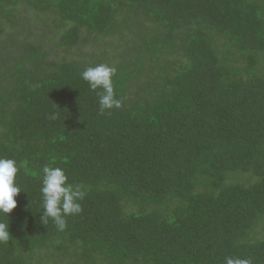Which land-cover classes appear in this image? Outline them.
<instances>
[{
    "label": "trees",
    "instance_id": "obj_1",
    "mask_svg": "<svg viewBox=\"0 0 264 264\" xmlns=\"http://www.w3.org/2000/svg\"><path fill=\"white\" fill-rule=\"evenodd\" d=\"M0 158V264H264V0H0ZM45 166L86 193L64 231Z\"/></svg>",
    "mask_w": 264,
    "mask_h": 264
},
{
    "label": "clouds",
    "instance_id": "obj_2",
    "mask_svg": "<svg viewBox=\"0 0 264 264\" xmlns=\"http://www.w3.org/2000/svg\"><path fill=\"white\" fill-rule=\"evenodd\" d=\"M116 69L106 64L89 66L81 72V77L86 81L91 90L99 96L100 111L119 108L120 101L116 98L113 77ZM18 172L17 162L14 159L0 158V213L7 214L16 207L14 198L21 189L14 183ZM41 180L42 212L41 219L47 222L50 218L59 231H64L67 226L66 217L79 214L82 211L80 201L85 196L82 186L73 187L68 182V176L60 167L45 166L42 169ZM10 239L8 224L0 223V242ZM226 264H250L247 260H233L225 258Z\"/></svg>",
    "mask_w": 264,
    "mask_h": 264
}]
</instances>
